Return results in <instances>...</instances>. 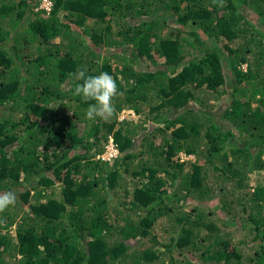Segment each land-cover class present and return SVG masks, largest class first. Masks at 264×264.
Here are the masks:
<instances>
[{
    "label": "trees",
    "instance_id": "16d2710c",
    "mask_svg": "<svg viewBox=\"0 0 264 264\" xmlns=\"http://www.w3.org/2000/svg\"><path fill=\"white\" fill-rule=\"evenodd\" d=\"M40 1L0 0V264H264V0Z\"/></svg>",
    "mask_w": 264,
    "mask_h": 264
},
{
    "label": "clouds",
    "instance_id": "9594fccd",
    "mask_svg": "<svg viewBox=\"0 0 264 264\" xmlns=\"http://www.w3.org/2000/svg\"><path fill=\"white\" fill-rule=\"evenodd\" d=\"M48 10L49 8L46 11ZM72 81L73 95L81 97L89 105L85 111L87 120L92 122L97 119L107 121L115 115L114 99L123 93L118 90L116 79L112 75L107 72L88 75L87 69L81 67L72 74ZM15 203L16 194L14 192L0 193V213Z\"/></svg>",
    "mask_w": 264,
    "mask_h": 264
},
{
    "label": "rangeland",
    "instance_id": "374dc122",
    "mask_svg": "<svg viewBox=\"0 0 264 264\" xmlns=\"http://www.w3.org/2000/svg\"><path fill=\"white\" fill-rule=\"evenodd\" d=\"M38 8H42V9H45L47 10V8H49V4L46 0H41L40 1V5ZM170 24H174L173 21H170ZM85 42H89V40L87 38H85ZM244 66V65H243ZM245 68V67H243ZM227 90H229L227 88ZM208 92L205 93V97L204 98H207L208 99L211 97L209 94H207ZM230 93L229 91L227 92V95L226 96H229ZM227 97H225L224 99H226ZM207 99V100H208ZM76 108V107H75ZM77 113L79 115H81V117L79 118V122L78 124L80 125H85L87 123V120L85 118V115L82 114V110L80 109H77ZM147 110L143 111V114H141L142 117H147ZM130 119H136L135 117H133V112L129 109H122L118 114H117V120L118 121H123V120H126V121H131ZM237 134V133H236ZM137 143V142H136ZM116 156V150L113 148V144L111 142V139L108 140V143L107 145L104 146V152L100 155V156H97V158H100L101 160L103 161H107L109 160L111 157H115ZM180 158L181 159H184V160H187V159H193L192 156H184L183 154H179ZM250 177V176H249ZM209 178H210V175H209ZM36 179H33V181H31V194L34 190L36 189H41V186L38 184H36L35 181ZM132 181V180H130ZM264 181V170L262 171H257L255 172L254 176L252 174V176L250 177V179L248 180V183L249 185H256V184H259V183H262ZM210 183V179H206L204 184H203V187H207L208 184ZM129 188L131 187L130 184H126ZM46 189V188H45ZM46 191V190H45ZM49 191H47L46 194H48ZM15 193V192H14ZM16 194V193H15ZM211 195H214V192H211ZM20 197L16 194V201L19 200ZM19 202V201H18ZM21 203V202H20ZM211 206H213V203H210ZM23 208V207H22ZM187 209L186 206H184L183 210L185 211ZM167 221L166 220H160L158 222H156V224L154 225V227L151 229L150 231V234H149V237L152 236V235H155L157 237V239H159L160 241H164L165 239L168 240V236L169 234H165L164 233V229H165V225H166Z\"/></svg>",
    "mask_w": 264,
    "mask_h": 264
},
{
    "label": "built area",
    "instance_id": "2783aa9c",
    "mask_svg": "<svg viewBox=\"0 0 264 264\" xmlns=\"http://www.w3.org/2000/svg\"><path fill=\"white\" fill-rule=\"evenodd\" d=\"M49 4V3H48ZM48 9V8H47Z\"/></svg>",
    "mask_w": 264,
    "mask_h": 264
}]
</instances>
